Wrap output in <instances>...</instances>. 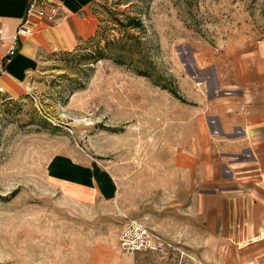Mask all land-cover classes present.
<instances>
[{"label":"rangeland","instance_id":"1","mask_svg":"<svg viewBox=\"0 0 264 264\" xmlns=\"http://www.w3.org/2000/svg\"><path fill=\"white\" fill-rule=\"evenodd\" d=\"M91 12L94 35L46 55L0 104V264H221L230 243L185 194L166 127L177 144L211 109L199 78L212 71L228 89L245 76L264 86V0H94ZM60 158L109 177L111 200H71L52 175ZM241 193L263 222L264 194ZM127 221L159 250L121 251Z\"/></svg>","mask_w":264,"mask_h":264},{"label":"crops","instance_id":"2","mask_svg":"<svg viewBox=\"0 0 264 264\" xmlns=\"http://www.w3.org/2000/svg\"><path fill=\"white\" fill-rule=\"evenodd\" d=\"M52 1L61 6L63 18L56 25L31 20L30 34L19 38L15 55L3 66L0 98L21 96L46 55L71 51L94 35V0ZM27 3L28 0H0L4 42L23 19ZM4 47L0 44V56ZM209 74L210 77L199 78V83L205 85L211 109L199 108L193 130L190 123H183L177 144L174 129L169 124L166 127L168 138L171 136L174 141L171 146L181 149L174 161L184 169L185 194H198L203 221L214 223L218 243L225 247L230 243L231 249L222 247L224 250L215 252L221 264H264V221L255 217L259 210L255 200L244 202L240 196L242 189L248 196L264 194V86H260L263 81L245 76L240 82L230 83L228 89L213 71ZM210 153L214 154L213 166L208 164ZM54 164L52 175L64 184L71 200H111L114 182L109 177L63 158ZM208 196L214 199L209 208Z\"/></svg>","mask_w":264,"mask_h":264},{"label":"built area","instance_id":"3","mask_svg":"<svg viewBox=\"0 0 264 264\" xmlns=\"http://www.w3.org/2000/svg\"><path fill=\"white\" fill-rule=\"evenodd\" d=\"M63 18L61 6L52 0H28L23 19L16 27L14 33L4 42V31L0 26V44H4L3 54L0 56V75L3 66L9 64L17 51L20 37L30 34L29 24L32 19L41 20L48 25H56ZM0 88V94H2ZM9 96L0 98V104L11 101ZM118 246L125 254L137 252H156L161 246V240L156 234L149 232L135 221H127L117 238Z\"/></svg>","mask_w":264,"mask_h":264},{"label":"trees","instance_id":"4","mask_svg":"<svg viewBox=\"0 0 264 264\" xmlns=\"http://www.w3.org/2000/svg\"><path fill=\"white\" fill-rule=\"evenodd\" d=\"M102 58H103V56H100L97 60L102 59Z\"/></svg>","mask_w":264,"mask_h":264}]
</instances>
